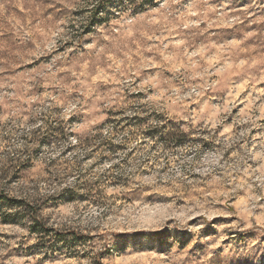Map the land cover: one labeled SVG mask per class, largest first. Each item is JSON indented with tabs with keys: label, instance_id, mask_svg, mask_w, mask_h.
<instances>
[{
	"label": "rangeland",
	"instance_id": "obj_1",
	"mask_svg": "<svg viewBox=\"0 0 264 264\" xmlns=\"http://www.w3.org/2000/svg\"><path fill=\"white\" fill-rule=\"evenodd\" d=\"M1 196L0 264H264V0H0Z\"/></svg>",
	"mask_w": 264,
	"mask_h": 264
},
{
	"label": "trees",
	"instance_id": "obj_2",
	"mask_svg": "<svg viewBox=\"0 0 264 264\" xmlns=\"http://www.w3.org/2000/svg\"><path fill=\"white\" fill-rule=\"evenodd\" d=\"M2 199H4V196H1L0 197V200H2ZM32 219L34 221V224H33L32 228H31V230L34 231V232H36L39 229L38 228V218L36 216H34Z\"/></svg>",
	"mask_w": 264,
	"mask_h": 264
}]
</instances>
